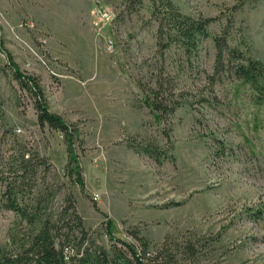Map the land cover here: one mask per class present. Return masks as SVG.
Instances as JSON below:
<instances>
[{"label": "rangeland", "instance_id": "374dc122", "mask_svg": "<svg viewBox=\"0 0 264 264\" xmlns=\"http://www.w3.org/2000/svg\"><path fill=\"white\" fill-rule=\"evenodd\" d=\"M171 2L216 17L190 62L173 46L159 48L150 0H0V242L8 229H24L1 195L15 183L41 212L70 191L83 226L103 244L110 219L115 237L137 230L153 243L191 242L177 264H264V100L254 103L227 71L205 81L211 35L229 11L227 44L264 61V0ZM5 51L75 129L82 184L69 171L63 132L37 124ZM158 73L187 99L155 119L143 100ZM21 152L32 162L22 179Z\"/></svg>", "mask_w": 264, "mask_h": 264}, {"label": "trees", "instance_id": "16d2710c", "mask_svg": "<svg viewBox=\"0 0 264 264\" xmlns=\"http://www.w3.org/2000/svg\"><path fill=\"white\" fill-rule=\"evenodd\" d=\"M150 13L156 20L155 36L159 48L175 47L182 55L180 60L186 62H190L191 56H196L200 40L209 34L208 24L216 18L200 13H183L171 0H150ZM224 18L225 25L219 32L211 35L216 52L213 71L205 74L206 84L210 86L218 72L227 71L240 82L247 84L250 98L254 103H260L264 100V61L250 54L247 48L227 44L226 28L233 22L231 11L225 13ZM240 37L242 38L241 34ZM5 55L13 77L30 95L37 124L45 123L63 132L69 171L74 174V181L82 184L73 149L72 133L75 129L59 113L48 108L37 76L22 73L6 51ZM164 83V77L158 73L154 84L146 88L143 102L155 119L170 114L187 99L182 91L174 92ZM208 94L216 97L211 91ZM165 135L167 137L166 132ZM147 152L155 156L161 153L158 148H149ZM163 152L166 154V151ZM19 163L17 173L22 179L25 171L32 168L31 158L24 157L21 152ZM22 187L8 183L1 192L4 207L17 215L20 221H24V229H8L6 239L0 242V264H177L178 260L192 253V244L189 241L180 246L167 245L163 241L153 243L137 230H129L132 239L115 237L110 219L104 223L108 244L100 243L83 226L70 191L64 192L60 207L41 212L37 201L30 203L23 200Z\"/></svg>", "mask_w": 264, "mask_h": 264}, {"label": "built area", "instance_id": "2783aa9c", "mask_svg": "<svg viewBox=\"0 0 264 264\" xmlns=\"http://www.w3.org/2000/svg\"><path fill=\"white\" fill-rule=\"evenodd\" d=\"M27 26H32V22L31 21H25L24 22ZM108 47H110L111 46V41L110 40H108V43L106 44Z\"/></svg>", "mask_w": 264, "mask_h": 264}]
</instances>
